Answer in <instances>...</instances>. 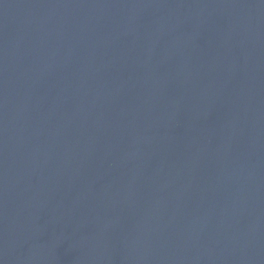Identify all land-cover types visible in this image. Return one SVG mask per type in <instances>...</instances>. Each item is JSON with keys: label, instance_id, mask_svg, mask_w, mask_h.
Returning a JSON list of instances; mask_svg holds the SVG:
<instances>
[{"label": "water", "instance_id": "obj_1", "mask_svg": "<svg viewBox=\"0 0 264 264\" xmlns=\"http://www.w3.org/2000/svg\"><path fill=\"white\" fill-rule=\"evenodd\" d=\"M0 264H264V0H0Z\"/></svg>", "mask_w": 264, "mask_h": 264}]
</instances>
